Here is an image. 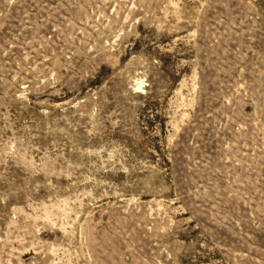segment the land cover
Returning a JSON list of instances; mask_svg holds the SVG:
<instances>
[{"label": "rangeland", "instance_id": "1", "mask_svg": "<svg viewBox=\"0 0 264 264\" xmlns=\"http://www.w3.org/2000/svg\"><path fill=\"white\" fill-rule=\"evenodd\" d=\"M0 264H264V0H0Z\"/></svg>", "mask_w": 264, "mask_h": 264}]
</instances>
